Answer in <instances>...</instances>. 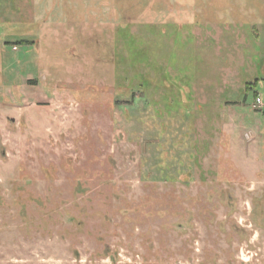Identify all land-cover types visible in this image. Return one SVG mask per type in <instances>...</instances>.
<instances>
[{"label":"rangeland","instance_id":"rangeland-1","mask_svg":"<svg viewBox=\"0 0 264 264\" xmlns=\"http://www.w3.org/2000/svg\"><path fill=\"white\" fill-rule=\"evenodd\" d=\"M0 264H264V0H0Z\"/></svg>","mask_w":264,"mask_h":264},{"label":"built area","instance_id":"built-area-1","mask_svg":"<svg viewBox=\"0 0 264 264\" xmlns=\"http://www.w3.org/2000/svg\"><path fill=\"white\" fill-rule=\"evenodd\" d=\"M256 102L257 103H261L262 101H261V98L260 97H256Z\"/></svg>","mask_w":264,"mask_h":264}]
</instances>
